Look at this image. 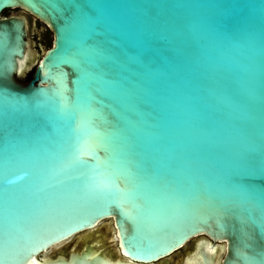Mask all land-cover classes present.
<instances>
[{"label":"water","instance_id":"1","mask_svg":"<svg viewBox=\"0 0 264 264\" xmlns=\"http://www.w3.org/2000/svg\"><path fill=\"white\" fill-rule=\"evenodd\" d=\"M0 94L22 264H264V0H0Z\"/></svg>","mask_w":264,"mask_h":264},{"label":"snow or ice","instance_id":"2","mask_svg":"<svg viewBox=\"0 0 264 264\" xmlns=\"http://www.w3.org/2000/svg\"><path fill=\"white\" fill-rule=\"evenodd\" d=\"M146 47L138 53V62L144 66H149L155 60L167 55L168 48L167 44L170 42L169 37H162L157 31H150L144 34L143 37ZM171 39H174L172 37ZM101 49L97 48L94 51L86 50L82 53L85 57L88 56H99ZM0 98L5 101L9 100L10 97L6 94H0ZM116 195L118 196V202L131 203L135 206V200L137 195L134 189L119 190L117 189ZM261 238L264 239V229L261 230ZM21 248L19 245L11 244L8 240H5L3 244H0V264H22ZM264 254V252H262ZM250 259V258H246Z\"/></svg>","mask_w":264,"mask_h":264},{"label":"flooded vegetation","instance_id":"3","mask_svg":"<svg viewBox=\"0 0 264 264\" xmlns=\"http://www.w3.org/2000/svg\"><path fill=\"white\" fill-rule=\"evenodd\" d=\"M16 11H18V9H8V10L4 11V13L2 14V17H9ZM37 23H38V26L35 27V25ZM40 23H41V21L35 19L34 23L32 24V26L30 28V31H29V36H30L32 42H34V41L36 42L35 46H37V47H38L39 43L46 44L47 40L49 38V35H50L49 29L42 28L44 25L42 23H41L42 24L41 25ZM21 80L25 81V79H21ZM25 82H27V81H25Z\"/></svg>","mask_w":264,"mask_h":264},{"label":"bare ground","instance_id":"4","mask_svg":"<svg viewBox=\"0 0 264 264\" xmlns=\"http://www.w3.org/2000/svg\"><path fill=\"white\" fill-rule=\"evenodd\" d=\"M111 237L113 238L114 243H117V236H116V231H115V229H114V231H113ZM67 241H68V240H67ZM67 241H64V242H61V243H59V244H57V245H54L53 247H51L48 251H46V252L44 253V256H48V255H50L51 253H53L54 250H56V249H58V248H62V246H63L64 244H66ZM224 251H225V244L222 243L221 249L219 250L220 258L222 257ZM113 252H115V254H121V252H120L119 247L117 246V244H116L115 248L113 249ZM121 255H122V254H121ZM218 262H219V261H218Z\"/></svg>","mask_w":264,"mask_h":264},{"label":"rangeland","instance_id":"5","mask_svg":"<svg viewBox=\"0 0 264 264\" xmlns=\"http://www.w3.org/2000/svg\"><path fill=\"white\" fill-rule=\"evenodd\" d=\"M69 245L71 246V245H73V243H72V242H71V243H66V244H64V245L62 246V248H58V249L54 250L53 253H56L57 251H59V250H61V249H65L66 247H69Z\"/></svg>","mask_w":264,"mask_h":264},{"label":"trees","instance_id":"6","mask_svg":"<svg viewBox=\"0 0 264 264\" xmlns=\"http://www.w3.org/2000/svg\"><path fill=\"white\" fill-rule=\"evenodd\" d=\"M31 79V74L28 75V77L25 79V81H28Z\"/></svg>","mask_w":264,"mask_h":264}]
</instances>
